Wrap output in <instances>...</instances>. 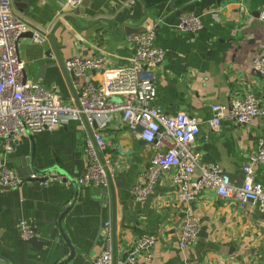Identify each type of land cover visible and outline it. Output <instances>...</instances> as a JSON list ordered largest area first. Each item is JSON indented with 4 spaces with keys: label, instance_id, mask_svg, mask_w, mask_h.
<instances>
[{
    "label": "crops",
    "instance_id": "crops-1",
    "mask_svg": "<svg viewBox=\"0 0 264 264\" xmlns=\"http://www.w3.org/2000/svg\"><path fill=\"white\" fill-rule=\"evenodd\" d=\"M263 8L264 0H86L85 6L68 11L63 0H32L27 12L14 10L33 28L54 32L64 64L74 57L104 56L105 68L129 63L125 25L142 30L147 21L159 22L155 43L164 51V60L154 71L157 95L153 105L167 116L186 112L195 118L201 133L194 148L202 161L219 165L234 184L241 185L243 166L264 142V118L249 125L226 120L218 131L208 121L213 105L228 106L248 93L264 98V78L252 67L253 59L264 51V24L259 20ZM183 12L201 16L204 29L192 36L182 34L178 21ZM213 15L218 19L212 20ZM35 31L23 35L18 43L28 80L41 76L42 86L54 90L66 104L77 105L83 81L73 78L69 86L48 38L43 44L35 43ZM50 50L54 59L48 55ZM90 78L102 82L101 72L91 73ZM96 130L107 143L105 154L115 169L108 187L79 186L76 192L73 184L42 186L26 181L16 189H0V261L25 262L21 221L39 242H51L41 252L29 247L25 263L66 260L70 252L64 240L55 241L60 235L58 226L52 236L49 232L51 223L69 209L60 224L76 252L71 264H91L100 255L107 223L116 256L129 251L141 235L149 234L156 238V245L148 264H264V215L251 205L241 208L235 199H221L214 190H206L190 204L201 229L191 247L180 249L184 210L172 175L160 178L146 202L133 199L131 189L157 149L126 128L120 115L94 127L71 119L51 131L25 135L14 143L8 164L24 179L33 171L47 170L68 179L82 178L86 140ZM256 179L264 182V166L256 169ZM58 245L63 254L56 250Z\"/></svg>",
    "mask_w": 264,
    "mask_h": 264
},
{
    "label": "built area",
    "instance_id": "built-area-1",
    "mask_svg": "<svg viewBox=\"0 0 264 264\" xmlns=\"http://www.w3.org/2000/svg\"><path fill=\"white\" fill-rule=\"evenodd\" d=\"M86 0H63V8L75 11ZM218 16L213 15L212 20ZM259 20L264 24V8ZM159 22L147 21L142 32L130 34L126 42L131 52L127 66L105 68L104 56L74 57L64 64L65 71L77 80H82L78 94V106L68 105L54 90L39 82L25 80V64L18 54L21 37L32 29L33 41L43 44L47 32L33 28L28 19L14 10L13 0H0V185L9 189L22 186L27 180L42 179V186L51 183L71 185L72 179L64 175L31 173L20 177L8 164V156L14 143L23 136L36 135L53 130L75 119L92 126L95 122H106L120 115L121 121L135 136L157 152L149 166L141 172L131 189L137 202H146L160 178L171 173L177 188V197L184 214L180 224L179 247L185 250L197 240L201 226L190 204L206 190H214L221 199H235L241 208L251 205L264 215V182L256 179V169L264 166V142L243 166L244 180L234 184L219 165L204 163L202 155L194 145L201 133L199 122L186 112L167 116L153 105L156 99L155 69L164 60V51L155 43ZM179 31L188 36L204 29L201 16L183 12L179 16ZM51 58H55L53 54ZM252 67L264 78V51L257 55ZM101 72L102 82L96 83L91 73ZM264 118V98L248 93L236 97L228 106L213 105L208 121L213 131H218L223 121L249 125ZM107 143L96 130L93 138L86 140V171L75 181L81 187L107 188L115 169L106 153ZM19 234L23 241L34 237V231L25 222L19 223ZM104 249L91 264H148L153 261L156 238L141 235L134 246L122 256L114 258L113 236L110 223L103 230Z\"/></svg>",
    "mask_w": 264,
    "mask_h": 264
},
{
    "label": "water",
    "instance_id": "water-1",
    "mask_svg": "<svg viewBox=\"0 0 264 264\" xmlns=\"http://www.w3.org/2000/svg\"><path fill=\"white\" fill-rule=\"evenodd\" d=\"M31 1L32 0H13V4H14V7L17 9V10H20V11H22V12H27L28 11V8H29V6H30V3H31ZM85 4H86V1L83 3V5L82 6H85ZM125 27V34L127 35V36H129L130 34H137V33H141L142 32V30L141 29H136V30H134V29H130L129 28V26H127V25H125L124 26ZM53 33L54 32H52V33H50V34H48L47 35V38H48V40H49V42L51 43V46H52V50H53V52L55 53V55L57 56V61H58V64L61 66V68L63 69V72H64V76H65V78H66V80L68 81V83H69V86H71V83H72V79H73V77H72V75H69L66 71H65V69H64V63L63 62H61V60H60V58H59V48H58V46H57V44H56V42H55V39H54V37H53ZM25 36V35H24ZM52 50H50L49 52H48V55L50 56L51 55V51ZM41 70H43V68L41 69ZM40 78H41V76H38L37 78H36V80H34L35 82H39V80H40ZM28 80V76H27V74L25 73V80L24 81H27ZM79 104H78V100H77V106H78ZM83 120H84V124L86 125V126H89V124L86 122V120H85V118H83ZM92 126L94 127V126H96V123L94 122L93 124H92ZM90 138L92 139L93 138V133H90ZM27 139H29L30 141H33V136H29ZM32 144H34L33 142H31ZM52 170H50V171H33L32 173H36V174H38V175H47V174H49V173H52L51 172ZM229 177V176H228ZM229 179L232 181V179L229 177ZM111 178H110V180H109V183L111 182ZM27 181H30V182H43L44 180H42V179H38V180H31V179H27ZM72 184H73V186H74V188L76 189V192H77V189L79 188V185L77 184V182L74 180V179H72ZM112 188V187H111ZM0 189L1 190H10L9 188H7V187H3V186H1L0 185ZM112 190V189H111ZM111 196H112V201H111V206H112V208H113V211H114V209H115V197H114V194L112 193L111 194ZM69 211V209L68 210H66V211H64L56 220H54L52 223H51V230H50V232H49V235L50 236H52L53 235V230H54V228H55V226H58V228H59V233H60V235H59V237L58 238H56L55 239V241L57 242V243H59L60 242V240L61 239H63L64 240V242H65V244H66V246L68 247V249H69V252H70V254H69V256H68V258L66 259V260H64L63 262H61V263H59V264H71L72 263V261L74 260V258H75V256H76V252H75V249H74V247L71 245V243L69 242V240L66 238V236H65V234L63 233V230L61 229V222H62V220H63V218L65 217V215L67 214V212ZM22 243H23V245H24V259H25V262L27 261L26 260V256L28 255V250H29V247H31L33 250H35L36 252H41V251H43V249H45V248H48V247H50V244H51V242H39V240H38V238H37V236H35L34 235V237L32 238V239H30V240H27V241H23L22 240ZM56 250L60 253V254H63V250H61L60 249V247H59V245L56 247ZM116 257V255H115V253H114V258ZM32 263H35V264H40V262L39 261H37V260H30ZM25 262H23V264H27V263H25ZM15 264H20L19 262H14ZM0 264H7V263H5V262H2V261H0Z\"/></svg>",
    "mask_w": 264,
    "mask_h": 264
}]
</instances>
